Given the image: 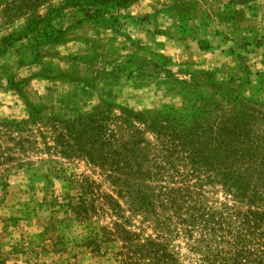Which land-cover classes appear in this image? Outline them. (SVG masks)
Wrapping results in <instances>:
<instances>
[{
  "label": "rangeland",
  "instance_id": "374dc122",
  "mask_svg": "<svg viewBox=\"0 0 264 264\" xmlns=\"http://www.w3.org/2000/svg\"><path fill=\"white\" fill-rule=\"evenodd\" d=\"M70 1L0 0V264H117L86 246L117 220L157 241L156 264H264V223L240 249L211 222L136 205L122 163L100 162L129 142L143 171L168 181L179 162L163 141L191 133L200 156L262 172L264 196V165L250 166L264 161V0H133L110 8V23L78 21ZM75 174L115 196L124 218L66 211ZM141 181L153 200L162 181ZM224 188L205 183L208 204L247 207Z\"/></svg>",
  "mask_w": 264,
  "mask_h": 264
},
{
  "label": "trees",
  "instance_id": "16d2710c",
  "mask_svg": "<svg viewBox=\"0 0 264 264\" xmlns=\"http://www.w3.org/2000/svg\"><path fill=\"white\" fill-rule=\"evenodd\" d=\"M133 0H71L70 6L77 11L82 12L83 18L96 20L97 22L110 23L106 13L110 8H121ZM175 139L170 138L163 141L165 145L166 159L173 156V159L179 162L176 174L171 175L168 181L163 175L158 173L150 174L144 172L139 160L128 154L131 151L128 143L120 142V151L112 150L111 158L101 159V164L107 162L119 164L122 163V172L125 176L124 183L127 186H136L131 191V200L136 205L147 204L149 209L154 211L155 205L166 213L169 220L173 218L180 219L185 215L182 222L189 226L192 224L211 222L219 230L220 239L227 234L232 237L231 245H237L240 249L245 248L248 242L257 240V234L264 223V196L256 187V181L262 179V172L255 168L257 165H264L263 159L253 161L250 166L254 169L251 175L235 173L232 170L231 162L225 161L216 156H200L198 150L193 149L190 141L191 133L173 134ZM178 135V136H177ZM134 144V143H131ZM224 151L230 149L231 143L225 139L221 142ZM233 150V149H232ZM116 156L118 158L116 159ZM122 158H119L121 157ZM99 160L95 159L94 161ZM109 160V161H108ZM233 163H242L237 158ZM169 163L172 161L168 160ZM156 168H160L156 166ZM155 178L162 181V184L153 186L150 189L155 190L154 197H148L146 191L142 189V178ZM164 179V180H163ZM71 193L63 199L62 207L71 212L77 219L92 223V218L99 220L116 215L118 218H124V209L117 198L112 194L103 192L95 179L83 174H75L68 179ZM115 178L114 181H117ZM112 180V182H114ZM217 182L224 189L231 192L233 196L239 199V202L245 203L247 207H230L208 204L203 194L205 183ZM120 193V191L118 192ZM119 195V194H118ZM155 200V202H154ZM156 203V204H155ZM225 204V203H224ZM235 225V227H232ZM218 227V228H217ZM188 231H191L188 228ZM257 244H259L257 242ZM86 246H91L94 252L111 254L117 261V264H138L147 258V264H156L159 244L151 236L141 238V233L127 228L119 220L114 221L111 226L100 227L91 230L87 237Z\"/></svg>",
  "mask_w": 264,
  "mask_h": 264
}]
</instances>
